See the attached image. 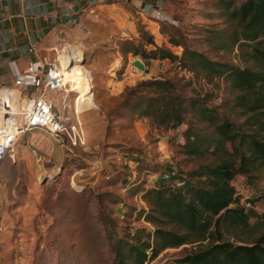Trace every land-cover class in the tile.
Returning <instances> with one entry per match:
<instances>
[{"label":"rangeland","instance_id":"1","mask_svg":"<svg viewBox=\"0 0 264 264\" xmlns=\"http://www.w3.org/2000/svg\"><path fill=\"white\" fill-rule=\"evenodd\" d=\"M227 1V7L221 4ZM242 1L162 0L161 8L156 7L177 21L174 24L127 6L121 17L125 34L113 33L117 47L111 43L99 48L106 58L98 70L73 62L87 80L89 71L94 87L79 95L76 103L86 97L98 105L97 111L79 116L86 145L68 152L44 132L33 130L16 143L15 157L0 162V264H115L119 241L152 238L156 225L145 218L150 209L145 192L158 187L161 175L170 169L185 177L187 184H198L206 177L193 173L224 156L221 150L212 153L214 146L208 144L218 134L202 120L200 105L188 99L214 107L219 120L240 124L249 113L243 114L236 105L238 91L229 87L226 78L210 79L200 69L184 68L178 59H160L159 53L150 58L149 52L159 48L181 57L185 47L213 61L253 67V62L243 60L247 48L233 40L239 27L230 14ZM158 21L157 29L154 22ZM149 37L153 43H147ZM54 47L41 49L48 62L61 48ZM93 55L88 48L81 65ZM136 59L147 68L134 66ZM112 79L119 81L109 90ZM158 80L174 85L165 89L152 84ZM46 95L61 110L63 92L47 91ZM172 95L182 100L183 109V121L175 128L165 114ZM67 111L65 115L72 118V109ZM188 135L198 138L199 153L187 152ZM226 147L230 150L229 143ZM231 184L239 205L258 216L250 219V232L240 235L231 230L225 237L257 236L264 231V166L236 175ZM254 199L253 209L245 205ZM197 243L166 248L144 264H175L185 251L200 246Z\"/></svg>","mask_w":264,"mask_h":264},{"label":"trees","instance_id":"2","mask_svg":"<svg viewBox=\"0 0 264 264\" xmlns=\"http://www.w3.org/2000/svg\"><path fill=\"white\" fill-rule=\"evenodd\" d=\"M221 4L227 7L229 1ZM230 15L239 27L233 40L247 48L243 60L253 62V67L213 61L203 53L185 47L181 57L159 48L149 54L150 58L159 53L160 59H178L184 68L200 69L210 79L226 78L229 87L238 91L236 105L243 108V114H249L240 124L228 119L219 120L214 107L188 99L193 105H200L202 120L213 125L218 134L208 144L214 146L212 153L221 150L224 156H218L216 163L193 173L206 177L198 184H187L184 177L185 184L181 187L173 181L161 180L158 187L147 190L145 197L150 209L145 218L156 225L152 238L148 235L147 239L140 240L136 236V240H140L138 243L119 241L115 264H144L148 257L154 258L166 248L197 242L200 246L185 251L175 264H264V231L254 237L240 236L252 230L250 219L258 215L239 205V197L231 184L236 175H248L258 166H264V0H243ZM171 40L174 45H179ZM147 43H153L151 37ZM152 84L165 89L174 85L159 80ZM167 107L169 111L165 114L171 127L175 128L183 121L182 100L172 95ZM197 140V137H186L185 146L190 154L199 153ZM248 201L252 205L256 199ZM164 225H171V228H164ZM231 230H237L240 235L226 238V233L230 234Z\"/></svg>","mask_w":264,"mask_h":264},{"label":"crops","instance_id":"3","mask_svg":"<svg viewBox=\"0 0 264 264\" xmlns=\"http://www.w3.org/2000/svg\"><path fill=\"white\" fill-rule=\"evenodd\" d=\"M161 3L162 0H0V83L8 82L14 69L22 70L36 56H42L43 47L55 50V45L81 46L84 60L90 48L93 58L84 65L98 70L99 62L106 58L99 48L111 43L117 47L113 33L125 32L121 17L127 6L147 16L141 11V4L161 8ZM154 23L158 29L159 21ZM30 48L37 53L30 52ZM112 81L109 90L119 80ZM96 106L89 111L93 108L90 104L76 103L75 110L78 116L85 117L97 111Z\"/></svg>","mask_w":264,"mask_h":264},{"label":"built area","instance_id":"4","mask_svg":"<svg viewBox=\"0 0 264 264\" xmlns=\"http://www.w3.org/2000/svg\"><path fill=\"white\" fill-rule=\"evenodd\" d=\"M140 7L142 12L157 20L173 24L177 22L152 4H141ZM262 47L264 48V37ZM29 51L37 53V50L32 48ZM82 54L84 58V51ZM73 56L66 53V60ZM87 75V87L93 90L89 71ZM67 84L65 74L55 59L48 62L43 56H36V59L30 61L22 70L14 69L9 81L0 83V162L8 157L13 158L11 153L16 143L23 135L33 130L44 132L68 152L86 145L84 128L75 110V100L81 92L76 89L66 92ZM47 91L63 92L60 100L61 110L57 109L54 100L46 95ZM69 108L72 109V118L65 115L69 113ZM161 180L173 181L178 187L185 184L184 177L175 169L163 173ZM245 205L252 206L249 201Z\"/></svg>","mask_w":264,"mask_h":264},{"label":"bare ground","instance_id":"5","mask_svg":"<svg viewBox=\"0 0 264 264\" xmlns=\"http://www.w3.org/2000/svg\"><path fill=\"white\" fill-rule=\"evenodd\" d=\"M66 53L74 55L73 62L78 64V66H82L81 60L83 56V54L81 55L82 53L81 49L74 45H65L56 51L54 59L57 65L60 67V70L65 74V81L66 83H68L65 86L66 87L65 91L67 92L72 89H76L79 92H81L80 95L87 94L89 92V90H87L88 87L86 86L88 82L87 78L83 76V72L80 68L78 67L73 68V63L71 64L68 63L69 59L66 60ZM76 53L78 54V56H76ZM128 72L130 73L131 77H136L137 73H135L134 71L128 70ZM82 99L83 101L80 104L88 103L93 108H96V104L92 98L86 99V97H83ZM39 148H41V146ZM11 156L15 157V148H13Z\"/></svg>","mask_w":264,"mask_h":264},{"label":"water","instance_id":"6","mask_svg":"<svg viewBox=\"0 0 264 264\" xmlns=\"http://www.w3.org/2000/svg\"><path fill=\"white\" fill-rule=\"evenodd\" d=\"M73 61H74V57H71L68 63L71 64L73 63ZM81 63H82V60H81ZM133 65L139 68L140 70H145V64L141 60H138V59L134 60Z\"/></svg>","mask_w":264,"mask_h":264}]
</instances>
